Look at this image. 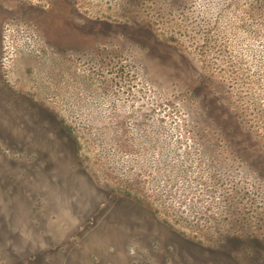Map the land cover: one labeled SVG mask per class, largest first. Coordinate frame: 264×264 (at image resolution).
Wrapping results in <instances>:
<instances>
[{"label":"rangeland","instance_id":"1","mask_svg":"<svg viewBox=\"0 0 264 264\" xmlns=\"http://www.w3.org/2000/svg\"><path fill=\"white\" fill-rule=\"evenodd\" d=\"M0 184V264H264V0H0Z\"/></svg>","mask_w":264,"mask_h":264},{"label":"flooded vegetation","instance_id":"2","mask_svg":"<svg viewBox=\"0 0 264 264\" xmlns=\"http://www.w3.org/2000/svg\"><path fill=\"white\" fill-rule=\"evenodd\" d=\"M0 185H1V184H0ZM0 190H3V189L0 188ZM3 192H4V190H3ZM0 193H2V192H0ZM2 194H4V193H2ZM26 205H27V203H26ZM30 206H31V205H30ZM3 219H4V218H3ZM16 221H17V220H16ZM16 221L13 222L14 225H15V222H16ZM15 229H16V228H15Z\"/></svg>","mask_w":264,"mask_h":264},{"label":"bare ground","instance_id":"3","mask_svg":"<svg viewBox=\"0 0 264 264\" xmlns=\"http://www.w3.org/2000/svg\"><path fill=\"white\" fill-rule=\"evenodd\" d=\"M45 74V73H44Z\"/></svg>","mask_w":264,"mask_h":264}]
</instances>
